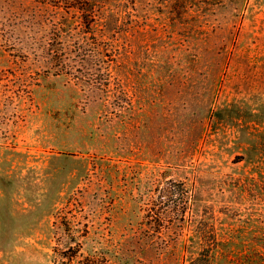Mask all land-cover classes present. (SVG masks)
<instances>
[{
  "label": "rangeland",
  "instance_id": "1",
  "mask_svg": "<svg viewBox=\"0 0 264 264\" xmlns=\"http://www.w3.org/2000/svg\"><path fill=\"white\" fill-rule=\"evenodd\" d=\"M86 1L110 85L42 62L74 13L0 0V264H264V0Z\"/></svg>",
  "mask_w": 264,
  "mask_h": 264
},
{
  "label": "trees",
  "instance_id": "2",
  "mask_svg": "<svg viewBox=\"0 0 264 264\" xmlns=\"http://www.w3.org/2000/svg\"><path fill=\"white\" fill-rule=\"evenodd\" d=\"M49 1V0H44ZM60 4L59 9L65 10L66 16L76 15L81 29L67 18L62 17L59 25L60 34H46L43 41L42 62L55 64L58 71L80 73L76 80L90 83L92 86L110 85L113 79L111 67L118 58V47L104 34H93L92 28L99 23L100 15L93 5L86 0H55ZM44 4H50L45 2ZM72 34L73 31H77ZM108 42V44H107ZM107 46L104 47L103 45ZM110 54L107 55L106 53ZM46 55L48 57H46ZM45 61V62H44ZM75 76V75H73ZM171 188L162 192L161 199L171 200L174 197ZM80 264H99L97 260H90Z\"/></svg>",
  "mask_w": 264,
  "mask_h": 264
}]
</instances>
